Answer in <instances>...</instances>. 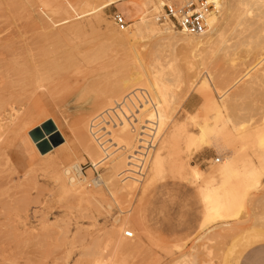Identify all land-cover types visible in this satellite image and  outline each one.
<instances>
[{"label":"rangeland","instance_id":"374dc122","mask_svg":"<svg viewBox=\"0 0 264 264\" xmlns=\"http://www.w3.org/2000/svg\"><path fill=\"white\" fill-rule=\"evenodd\" d=\"M96 1L0 0V38L9 39L8 47L15 45L6 64L13 63L17 71L23 67L20 62H28L17 71L22 74H12L7 66L0 76V107L8 106L14 115L5 118L0 112V264H241L254 248L264 245H253L240 258L251 243L240 228L250 234L264 229V177L261 185L251 186L245 174L248 168L259 167L264 152L255 142L242 148L234 140L237 125L250 130L263 125L264 49L252 41L241 42L238 33L245 26L233 22L211 46L188 53L167 44L162 48L155 36L141 29V16L148 14L153 20L158 15L147 13L140 5L143 0L105 8ZM115 12L125 15L127 26L114 23ZM158 27L164 31L167 26ZM258 28L264 35V22ZM123 30L130 31L132 42L122 37ZM19 46L23 50L18 51ZM54 51L72 59H55ZM11 54L21 56V61ZM136 90L150 93L153 108L139 110L138 129L133 132L128 120L117 121L113 114ZM109 114L111 126L104 125L106 132L101 134L94 121L107 120ZM49 117L57 121L69 144L43 158L35 154L27 132ZM216 120L225 124L226 139L231 136L233 150L219 149L225 154L213 147L197 149L199 144L193 145L184 134L174 138L176 125H186L188 134L198 138L199 126H212ZM150 129L157 145L145 178L122 183L119 175L128 168V157L143 139L140 134ZM107 134L113 146L110 160L102 166L104 185L82 183L87 190L101 191L98 201L81 202L75 193L65 194V169L102 162L105 148L100 139ZM230 152L237 156L236 172L225 176L220 172ZM179 158L203 171L205 179L177 171ZM86 171L90 180L93 171ZM69 173L74 177L73 170ZM212 186H223V205L233 204L232 217L225 219L229 227L214 229L206 199ZM235 192L239 195L233 200ZM127 231L135 238H125Z\"/></svg>","mask_w":264,"mask_h":264},{"label":"bare ground","instance_id":"6f19581e","mask_svg":"<svg viewBox=\"0 0 264 264\" xmlns=\"http://www.w3.org/2000/svg\"><path fill=\"white\" fill-rule=\"evenodd\" d=\"M48 1V0H47ZM85 1V0H84ZM89 1V0H88ZM132 2L131 0H97L96 2H98L99 6L98 7H108V6H111V5H119L121 3H124V2ZM157 3L155 2V0H143L142 4L140 3V5L144 8V10L147 11H152L153 13H156V15L160 14L161 12V9H162V3H161V0H156ZM43 2V0H42ZM95 2V3H96ZM45 4V3H44ZM87 4V3H86ZM93 4V3H92ZM218 12L216 14H213L211 16V19H210V30L208 33H206L205 35L201 36V37H198V38H195V37H188V36H185L183 34H179V32H177L176 30H173L171 27H166L163 30H161V27L159 28L158 27V23H157V17H155L153 20L151 19H148V14L147 16L146 15H143L139 18V20H142L141 22V29H143V32H145L146 34H149V36L153 35L157 38V41L159 43H162V48H163V44H167L166 47H169V48H177V47H181L182 50L186 51L187 53L188 52H194V51H197L199 50L201 47L203 46H211L213 45L216 41L215 39L217 38H223L225 36V29L226 27L231 23H235L236 25L238 24L239 26L242 25V26H245V29H243L241 31V29L239 30L240 32L238 33V37L240 39L241 42H247V41H252L250 43H252L254 45V43L257 44V47H262L264 49V35L259 32V28H258V25L262 22H264V0H220L219 1V4H218ZM226 6H228V13L225 15L226 18H223V13H224V10L226 9L227 11V8ZM49 7V6H48ZM100 9V8H98ZM154 10V11H153ZM40 11V10H38ZM99 11V10H98ZM101 11V10H100ZM43 15V13H40V15ZM150 14V13H149ZM41 15V17H42ZM44 16V15H43ZM224 16V17H225ZM45 17V16H44ZM80 17V16H79ZM82 17V16H81ZM40 18V17H39ZM43 18V17H42ZM47 19V17H45ZM85 18V17H84ZM76 19H80V18H76ZM76 19H73L74 21H76ZM138 20V19H137ZM71 22V21H70ZM78 22V21H76ZM73 23V21L71 22ZM75 23V22H74ZM79 23V22H78ZM33 24V23H32ZM77 23H75L74 25H76ZM80 24V23H79ZM78 24V25H79ZM140 24V23H139ZM234 24V25H235ZM81 26V25H80ZM55 27V26H54ZM77 27V25L75 26ZM79 27V26H78ZM84 28V26H82ZM81 27V28H82ZM109 27V25H108ZM238 27V26H237ZM79 29V28H78ZM163 29V28H162ZM37 31V30H36ZM176 31V32H174ZM12 31H10L9 33H11ZM2 33V32H0ZM30 33V32H29ZM32 33H35V32H32ZM31 33V34H32ZM122 37H124L127 41H131L130 39V31L128 30H123L121 33ZM145 34V35H146ZM30 36V34H27ZM8 37V36H7ZM134 37V35H133ZM178 39V40H177ZM9 40V39H8ZM7 40V42H8ZM26 40V39H25ZM72 40V39H71ZM135 40V38H134ZM172 40H177L176 42L172 41ZM36 41V40H35ZM54 41V40H53ZM58 43H61L59 42V40H55ZM61 41V39H60ZM62 41H64L62 39ZM239 41V42H240ZM7 42H5V39H1L0 38V76L2 74H4L3 72H1L2 70H4L5 67H7L8 63L7 62H10L11 61V58H10V61H8L7 59L9 58V52L12 50V48H15V45L13 47L10 46L8 47L9 45H7ZM66 42V41H65ZM132 42V41H131ZM240 42V43H241ZM13 43V42H11ZM23 43V42H22ZM39 43V42H38ZM67 43V42H66ZM72 43V42H71ZM68 42V44H71ZM242 43V45H243ZM249 43V42H248ZM14 44V43H13ZM24 44V43H23ZM36 44V43H35ZM65 44V43H64ZM251 44V45H252ZM37 45V44H36ZM59 45H62V44H59ZM58 45V48L60 47ZM67 45V44H66ZM218 45V44H217ZM248 45V44H247ZM250 45V44H249ZM250 45V46H251ZM27 47H29L28 45H26ZM31 46V45H30ZM68 46V45H67ZM27 47H24V51L27 53L29 52L28 50H25ZM63 47V46H62ZM61 47V48H62ZM70 47V46H69ZM74 47V46H73ZM157 47V46H156ZM57 48V50H59ZM66 48V47H65ZM68 48V47H67ZM77 48V47H76ZM18 51L20 50H23L21 46H19L18 48ZM16 49V51H17ZM64 49V48H63ZM71 49V48H70ZM161 49V48H160ZM56 50V48L54 49ZM68 50V49H66ZM66 50H63V51H66ZM225 50V49H224ZM13 51V50H12ZM31 51V50H30ZM71 51V50H70ZM15 52V51H13ZM11 52V53H13ZM32 52V51H31ZM30 52V53H31ZM53 52V51H52ZM52 52H50L52 54ZM55 52V51H54ZM19 53V52H17ZM15 53V54H17ZM49 53V54H50ZM70 53V52H69ZM68 53V54H69ZM164 53V52H163ZM262 53V52H261ZM15 54H11V57L13 56V58L15 57ZM20 54V53H19ZM74 54V53H73ZM263 54V53H262ZM21 55V54H20ZM23 55V54H22ZM31 55V54H30ZM29 55V56H30ZM34 55V54H33ZM63 55V52L61 51H57L55 52L52 57L55 58V59H58L60 57H66L67 60L68 57L67 55L64 54ZM72 55V54H71ZM75 55V54H74ZM152 55V54H151ZM168 55V54H167ZM24 56V55H23ZM21 56H19V59H20ZM27 57V56H26ZM31 57V56H30ZM12 58V59H13ZM22 58V57H21ZM61 58V59H62ZM70 58V57H69ZM158 58V57H157ZM264 58V57H263ZM14 59H17L16 57ZM19 59H17L16 61H18ZM24 59H25V56H24ZM24 59H22V61H24ZM72 59V56L71 58ZM81 59V58H80ZM159 59V58H158ZM261 59V58H260ZM47 60V59H46ZM65 60V58H64ZM65 60V61H67ZM155 60L157 59H154L153 62H155ZM160 60V59H159ZM158 60V61H159ZM262 60V59H261ZM21 61V59H20ZM28 61V60H27ZM57 61V60H55ZM62 61V60H61ZM161 61V60H160ZM264 59L262 60V62H260L261 64L263 63ZM26 62V60H25ZM54 62V61H53ZM58 62V61H57ZM63 62V61H62ZM257 63L256 66L259 64L261 65L260 63ZM7 63V64H6ZM17 63V62H16ZM21 65L19 66H23L24 67V64L22 62H20ZM19 63V64H20ZM28 62H26L25 65H27ZM33 63V62H32ZM47 63V62H46ZM52 63V62H51ZM60 63V60L59 62ZM13 64V63H12ZM11 64V67L10 65L8 66L10 69H11V73L13 74V72L15 71L16 74L18 75L19 73L22 74L21 72L17 73V71H22V69H20L21 67H17L19 68L20 70H15L14 68V71L12 69V65ZM14 64H15V61H14ZM50 64V62L48 63ZM61 64V63H60ZM59 64V65H60ZM156 63H154V66H155ZM163 64V63H162ZM6 65V66H5ZM17 65V64H15ZM55 65V64H54ZM157 65V64H156ZM258 65V66H259ZM18 66V65H17ZM255 66V67H256ZM257 66V67H258ZM27 67V66H26ZM34 67V65H33ZM32 68V67H31ZM30 68V69H31ZM8 69V70H10ZM25 69V67H24ZM27 69V68H26ZM35 69V68H34ZM7 70V68H6ZM13 71V72H12ZM25 71V70H23ZM10 73V71H8ZM8 73V74H9ZM7 74V73H6ZM10 74V75H12ZM15 74V75H16ZM5 75V74H4ZM257 76V74H256ZM4 77V76H3ZM2 77V78H3ZM10 76L8 75V78ZM20 77V76H19ZM1 78V77H0ZM4 78H7V76H5ZM3 78V79H4ZM12 77H10L11 79ZM260 78V77H259ZM2 79V82L6 79L3 80ZM20 79V78H19ZM258 79V78H257ZM264 79V75H263V78ZM9 80V79H7ZM17 82H18V79H16ZM21 81V79H20ZM254 81V80H253ZM7 82V81H6ZM5 82V84H7ZM9 82V81H8ZM11 82V81H10ZM12 82L13 79H12ZM239 82V81H238ZM252 82V81H249V83ZM255 82V81H254ZM1 83V82H0ZM16 84V82H14ZM19 83V82H18ZM243 83V82H242ZM14 85V84H12ZM10 85V86H12ZM250 85V84H249ZM3 85H1L2 87ZM253 86V85H252ZM14 87V86H12ZM247 87V86H246ZM249 88V87H248ZM233 89V88H232ZM241 89V88H240ZM246 89V88H245ZM3 99V98H2ZM8 103V102H7ZM5 107V106H4ZM4 107H0V112L2 113H5V115H3L2 117L5 116V118H8V117H13L14 115H12L11 113L13 111H10L11 109H8V106H7V109L10 111H7L6 108ZM10 107V106H9ZM6 112L8 114H6ZM2 113L0 115H2ZM1 117V116H0ZM7 120V119H6ZM4 120H2L3 122ZM48 121H53L54 125L56 126L57 128V131H56V136L62 138V143L57 146V147H54L50 152L46 153V154H42L38 147H37V143H35L32 139H29L31 140V143H32V146L34 147L35 151L36 152L35 154L43 157V158H46V157H49L50 155H52L54 152L56 151H59V150H63V147L67 146L69 144L68 142V139L66 137V134H64V132L59 128L58 124H57V121H55L53 118H50L48 120H46L43 124L41 123L40 125H36L34 127H32L31 129L28 130V134L31 133L32 131H34L35 129L37 128H40L42 127V125H44L45 123H47ZM5 122V121H4ZM3 122V123H4ZM263 125H258L256 126L257 128L255 130H250L248 129L247 126H245V124L243 125H237L236 126V135H235V139L236 142H239V143H242V148L243 147H247L249 144L251 145V143L255 142L257 144V146L260 148V150L262 149L263 152H264V120H263ZM182 124H185V123H182ZM247 124V123H246ZM32 125V124H31ZM30 125V126H31ZM225 125V124H224ZM221 124L220 121L216 120L214 125H200L199 126V130L200 132L198 133V138H194L192 136H190L188 134V132L186 131V125H176L175 126V131H174V138H177V137H180V136H186V139L189 140L190 143H194L198 145V148H204V146H207V147H213L215 150H224V152H226L225 150L229 151V150H233V149H229V144L231 143V141L228 139L229 136H227V139L225 137V126ZM250 126V125H249ZM227 128V127H226ZM173 129V128H172ZM163 132V131H162ZM184 134V135H183ZM234 134V133H233ZM48 138V137H47ZM231 138V136L229 137ZM49 139V138H48ZM29 142V141H28ZM235 144V143H234ZM68 147V146H67ZM232 147V146H231ZM233 147L236 148V146L233 145ZM237 149V148H236ZM245 150V149H244ZM220 151V150H219ZM236 151V150H235ZM221 152V151H220ZM223 152V151H222ZM221 152V153H222ZM223 152V153H224ZM233 152V151H232ZM230 152V154L232 153ZM227 153V152H226ZM237 153V152H236ZM72 154V153H71ZM225 154V153H224ZM94 155V153H93ZM236 154L234 153V156L231 154L230 156H226L225 157V160H224V164L222 165L223 168H222V171L220 172V174H223L225 176H229L231 174H233L234 172H236V168H234V164L236 162V157L235 156ZM40 157V158H41ZM39 158V157H38ZM94 159V157H92ZM96 158V157H95ZM156 159V158H155ZM240 160V159H239ZM162 161V157L158 156L157 158V163L161 162ZM241 161V160H240ZM155 162V161H154ZM238 162V161H237ZM250 162V161H249ZM176 163H177V171H179L180 173H185L187 174L188 176L196 179V180H202V179H205V173L203 171H201L200 169H198L195 165H192L190 164L189 162L187 161H184L183 159L179 158L176 160ZM221 166V165H220ZM215 168V167H214ZM70 170H73L74 173H75V176L74 177H69L68 175L70 174ZM213 170V169H212ZM245 170V169H244ZM81 166L79 164H75L74 166H72L70 169H65V176L66 177V181L63 183L64 180H62V184L63 185V189L65 191V194L68 193V192H73L75 193V195L77 196V199L81 202H86V203H94L96 201H98V197L99 195L101 194V191L100 190H87L86 187L84 188L82 186V183L84 180H81ZM246 171V177L247 179L249 180L250 182V185L253 186V185H261L259 183V179L261 177H264V153L262 154L261 158H260V165L259 167L257 166L256 168L254 167H250L248 168ZM72 172V171H71ZM207 175V174H206ZM62 179V178H60ZM61 181V180H60ZM212 183V182H210ZM249 185V184H248ZM61 188H62V185H61ZM109 188V187H107ZM226 188V187H225ZM258 188V187H256ZM254 188V189H256ZM223 189V186H212V187H209V189H207V192H206V199L207 201L211 204V206L208 208V212H209V215H210V219L212 221L215 222V228L214 229H218V228H223V227H229L230 226V223L228 222V220L226 221L225 219H229L230 217V214H231V211H232V207H233V204L232 205H229V206H226V205H223L221 202H220V190ZM250 190V189H249ZM235 191V190H234ZM246 192V190H245ZM234 195V198H231L233 200H235L239 194H237L236 192L233 194ZM245 194L243 193V196ZM231 196V195H230ZM226 197V196H225ZM245 197V196H244ZM233 200H232V203H233ZM261 202V201H260ZM258 202V203H260ZM262 203H264V201L262 200ZM257 204V203H256ZM209 205V204H208ZM207 205V206H208ZM4 210V209H3ZM233 215V214H232ZM255 216V215H254ZM248 223V221H245ZM243 223V225H245L246 223ZM242 223V222H241ZM1 224V223H0ZM3 224V223H2ZM3 226V225H2ZM126 226V225H124ZM256 227H258L259 225H254ZM1 227V226H0ZM4 227V226H3ZM253 228V226L251 227ZM255 228V227H254ZM213 229V230H214ZM136 230V229H135ZM232 230V229H230ZM240 230H242L244 233H247L246 235V238L248 241H250L251 243L247 246V248L244 249V251L241 253L240 255V258L243 256V254L249 249L251 248L253 245H258V244H261V243H264V229H262V231L260 230H255L253 229V232L252 234L249 233V229L247 230L245 227H242L240 228ZM122 231V230H121ZM137 231V230H136ZM135 232V231H134ZM121 233V232H120ZM113 236V235H112ZM248 236V237H247ZM122 238V237H121ZM126 238V237H125ZM114 239L116 240V238L114 237ZM123 239V238H122ZM121 240V239H120ZM119 240V241H120ZM124 240V239H123ZM116 242V241H115ZM120 243V242H119ZM125 243V242H124ZM124 243H121L119 246H122L124 245ZM240 260V259H239Z\"/></svg>","mask_w":264,"mask_h":264},{"label":"built area","instance_id":"2783aa9c","mask_svg":"<svg viewBox=\"0 0 264 264\" xmlns=\"http://www.w3.org/2000/svg\"><path fill=\"white\" fill-rule=\"evenodd\" d=\"M220 0H161L162 9L157 17V22L161 25L171 27L173 30L188 36V37H201L209 32L210 30V19L213 14L218 12V4ZM114 23L119 27H124L128 25L127 19L124 14L120 12H115L112 16ZM151 95L146 90H136L131 94L128 99V104L126 102L122 103L119 107L114 110V117L117 121L122 122V120H128L133 126V132H136L138 119L137 114L139 110L146 107L153 108L151 103ZM147 101V104L144 102ZM129 109H131L129 111ZM128 114H126V111ZM104 120L96 119L94 122H99V128H101L100 133L104 134L106 129L104 125H110V114L106 115ZM119 122V123H120ZM137 124V125H136ZM148 134L141 133L138 142L137 149L128 157V168L124 170L120 175L119 179L122 183L128 181L141 182L148 171L149 161L152 156V152L156 149V138L154 130L150 129ZM103 136L100 140L103 142L102 146L105 148L104 156L102 162L98 165L90 164L88 167H81V180L83 182H88L89 187H101L104 185V180L102 177L103 165L106 164L111 155L110 150L113 146V141L109 138ZM216 162H220L217 160ZM87 169L93 171V176L90 180H87L86 174ZM75 176V173H74ZM125 237L128 239H134V233L131 231L125 232Z\"/></svg>","mask_w":264,"mask_h":264},{"label":"water","instance_id":"95a60500","mask_svg":"<svg viewBox=\"0 0 264 264\" xmlns=\"http://www.w3.org/2000/svg\"><path fill=\"white\" fill-rule=\"evenodd\" d=\"M57 128L53 121H48L42 127L35 129L30 133L31 138L42 154L50 152L54 147L62 143V138L56 136ZM49 139H48V138Z\"/></svg>","mask_w":264,"mask_h":264},{"label":"crops","instance_id":"0c3cea01","mask_svg":"<svg viewBox=\"0 0 264 264\" xmlns=\"http://www.w3.org/2000/svg\"><path fill=\"white\" fill-rule=\"evenodd\" d=\"M241 264H264V245L254 248Z\"/></svg>","mask_w":264,"mask_h":264}]
</instances>
